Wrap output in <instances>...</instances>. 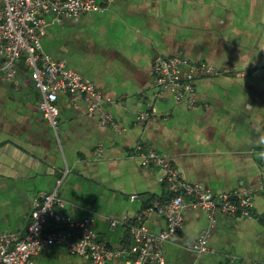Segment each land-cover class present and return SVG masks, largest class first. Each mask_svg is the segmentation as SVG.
Segmentation results:
<instances>
[{"label":"crops","instance_id":"crops-1","mask_svg":"<svg viewBox=\"0 0 264 264\" xmlns=\"http://www.w3.org/2000/svg\"><path fill=\"white\" fill-rule=\"evenodd\" d=\"M43 28L41 50L102 92L116 126L58 93L52 128L23 57L13 79L0 73V235H24L32 199L50 191L64 169L62 211L74 220L89 216L100 243H129L125 226L109 225L123 216L162 229L163 218L145 209L169 194L160 171L133 155L139 145L211 192L253 189L249 218L216 214L209 225L204 210L184 208L181 228L163 244L168 264H227L230 256L236 264L264 263V0H115L102 11L45 15ZM175 53L221 72L195 81L190 107L153 86L152 60ZM150 107L155 118L137 122ZM203 231L209 252L195 256L191 247ZM31 260L90 264L53 245Z\"/></svg>","mask_w":264,"mask_h":264},{"label":"built area","instance_id":"built-area-1","mask_svg":"<svg viewBox=\"0 0 264 264\" xmlns=\"http://www.w3.org/2000/svg\"><path fill=\"white\" fill-rule=\"evenodd\" d=\"M115 0H0V73L6 79L16 74L15 63L23 57L29 67V77L36 88L39 99L38 110L45 122L56 127L58 93L68 99H81L84 110L95 114L102 125L115 127L110 113L103 103L108 100L88 79L80 76L65 63L53 59L40 48L44 34L43 17L51 15L56 20L73 17L86 12L104 10ZM153 86L159 93L169 91L174 100L187 106L194 105L195 81L221 72L203 61L191 62L180 53L156 56L150 66ZM155 109L139 112L135 120L147 122L155 118ZM143 167H156L160 171L159 181L163 183L169 198L147 207L164 220L158 231L148 229L142 223L133 222L128 216L110 220L109 225L125 226L129 243L126 246L110 248L96 240L90 227L91 218L85 216L74 220L62 209L65 201L59 194L67 169L60 172L52 189L39 192L31 201L29 223L24 235H0V264H32L31 257L48 246L62 247L69 254L78 256L90 264H168L163 254V244L181 228L184 208H199L206 212L211 225L216 214L229 217L253 216V189L237 188L225 192H211L196 183H189L171 165L169 159L152 147L136 146L133 154ZM264 164V156L262 158ZM264 185V182H263ZM130 195L129 199H134ZM195 256L209 252L206 232H202L191 247ZM237 258L229 257L227 264H236ZM241 264H264L242 261Z\"/></svg>","mask_w":264,"mask_h":264},{"label":"clouds","instance_id":"clouds-1","mask_svg":"<svg viewBox=\"0 0 264 264\" xmlns=\"http://www.w3.org/2000/svg\"><path fill=\"white\" fill-rule=\"evenodd\" d=\"M260 139H261V143H264V136H262Z\"/></svg>","mask_w":264,"mask_h":264}]
</instances>
